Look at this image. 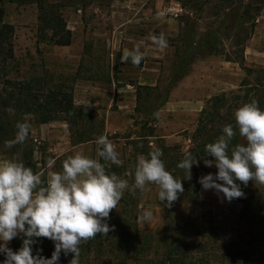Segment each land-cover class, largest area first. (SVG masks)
I'll list each match as a JSON object with an SVG mask.
<instances>
[{"label":"rangeland","instance_id":"rangeland-1","mask_svg":"<svg viewBox=\"0 0 264 264\" xmlns=\"http://www.w3.org/2000/svg\"><path fill=\"white\" fill-rule=\"evenodd\" d=\"M52 1L61 4L73 32L70 45L38 41V6L34 0H0L4 21L15 26L16 61L10 77L30 81L39 93L58 84L68 85L81 110L73 136L79 132L87 138L106 135L123 161L121 166L111 165L117 170L110 173L121 178L126 175L130 186L138 157H147L163 144L169 146V153L163 152L161 159L174 177L182 178L184 192L167 207L158 199L157 185H151L150 191L136 190L139 225L152 230L155 240L162 242L166 237L162 228L169 215L176 219V225L167 238L188 240L187 250L195 259H208L213 252L232 245L251 251L250 260L232 264L251 263L264 252V239H258L256 222L242 218L244 203L240 198L229 202L222 194L202 188L199 178L215 174V165L207 167L204 161L198 162L191 168V179H185V171L177 164L193 144L191 136L206 100L226 93L233 94L230 106L234 113L246 102L255 101L264 108V1L245 0L252 3L245 18L242 6L232 9L220 0ZM161 11L165 16L157 19ZM160 34L167 37L165 49L152 40ZM134 35L143 40L142 61L149 67L140 73L129 69L124 74L119 69V43L114 45L112 40L124 42ZM139 84L151 87L138 88ZM18 122L31 124L29 137L6 148L5 141L14 138ZM142 147L149 152L140 153ZM77 153L96 158V139L73 145L72 130L62 117L41 123L33 113L3 107L0 99L2 161L23 162L46 180L49 173L62 171L63 162ZM172 158L176 159L173 167L169 165ZM241 188L245 193L242 198L255 213L264 215V185L250 180ZM144 209L152 212L148 222L140 218ZM262 231L264 235V226ZM4 259L0 255V262ZM128 264H160V258L152 252L149 257L128 260Z\"/></svg>","mask_w":264,"mask_h":264},{"label":"clouds","instance_id":"clouds-1","mask_svg":"<svg viewBox=\"0 0 264 264\" xmlns=\"http://www.w3.org/2000/svg\"><path fill=\"white\" fill-rule=\"evenodd\" d=\"M164 16L162 11L157 13V19ZM152 40L160 49L168 47L164 34ZM143 59L139 47L123 56V61L135 66ZM154 115L158 118L159 113ZM234 117L245 142L233 146L236 130L232 124L223 126L218 139L205 146L206 157L213 158L205 159V166L215 165L218 171L199 178L204 190H214L229 202L245 196L241 184L246 186L252 180L264 185V109L252 101L237 108ZM31 127L29 122H18L14 138L5 141V147L24 143ZM96 144V158L83 153L69 156L62 171L49 173L46 180L23 162H0V255L5 256L0 264H60L61 253L73 254L70 264H80V245L98 233H109L107 218L126 190L144 192L157 185L158 199L167 207L184 192L182 178L177 179L166 169L159 149L138 157L130 186L128 180L106 170L123 164L115 145L106 135L97 137ZM197 163L198 158L190 152L184 154L177 164L186 173L183 178L191 179V168ZM140 218L150 221L151 210L144 209ZM18 236L23 238L22 247L13 251L8 244ZM41 237L54 242L50 258L40 254L42 249L34 254L33 246Z\"/></svg>","mask_w":264,"mask_h":264},{"label":"trees","instance_id":"trees-1","mask_svg":"<svg viewBox=\"0 0 264 264\" xmlns=\"http://www.w3.org/2000/svg\"><path fill=\"white\" fill-rule=\"evenodd\" d=\"M179 1L185 3V0ZM189 1L194 2L195 0ZM220 1L228 4L232 9H239L242 6L243 18H245V15L251 13L252 3H245V0ZM34 2L38 6V41L48 40L60 46L72 44L73 32L68 28L67 20L61 10V4L52 0H34ZM3 17L4 8L2 5L0 6V79L2 80L0 99L2 106L16 111L33 113L38 117V122L41 123L50 122L62 117L68 123L70 130H72L73 145L97 139V137L87 138L83 132L76 134V137L73 136L72 128L79 121L81 110L76 105L73 91L68 85L64 83L58 84L47 92L39 93L40 89L35 88L30 81L16 80L10 77V71L15 67L16 61L15 26L5 22ZM121 63L133 65L130 61H123ZM142 63L143 61H141L140 65ZM240 63L244 67L242 61ZM143 87L151 86L140 84L138 86V88ZM232 97L233 94L228 95L223 93L206 100L205 106L200 113L198 127L191 136L193 144L189 148V152L193 158H198V162H202L205 159H213L210 156L206 157L205 146L207 143L215 142L218 139L222 134L223 126L226 124H232L236 130V136L232 141V145L240 143L239 131L235 124L234 112H232L233 106H230V101L233 100ZM137 99L139 100V92ZM227 117L231 119H227ZM142 142L146 143L144 140ZM141 149V151L139 150L140 153L149 152L148 148L142 147ZM158 149L162 153H169L170 150L169 146L165 144L161 145ZM172 159L169 162L171 167H173V163L176 161L175 158ZM106 170L113 172L117 168H111L110 166ZM118 170L122 171L120 167H118ZM122 178L127 180L126 175ZM198 197L197 192L195 198L198 199ZM240 200L244 203L241 211L242 218L256 222L255 226H257L259 234L258 239H264V235H262L264 215L255 213V210L244 198H240ZM138 206V197L136 199V195L133 192L126 190L117 208L112 209L109 218H107V223L110 225L109 233L106 236H101L98 233L95 238L83 242L80 245V261L86 260L85 264H128V260L149 257L152 252L158 254L160 264H232L236 261L242 260L245 262L251 259L250 249L246 247H233L232 245H224L225 247L222 250L217 253H215L216 251L213 252V256L208 259H195L190 251L187 250L190 247L188 240H177L174 237L171 239L167 238V234L176 225L175 218H171L168 215L162 228L166 237L162 239V242L157 241L153 236L152 230L143 229L139 225ZM22 239L21 236H18L12 240L11 249L13 251L22 247ZM54 248V242L43 237L38 238L37 244L33 246L34 254L37 249H42L40 254L46 258L51 257ZM72 256L73 254L71 253L67 256L61 253L60 264L70 262ZM215 261H219V263H215ZM249 264H264V252Z\"/></svg>","mask_w":264,"mask_h":264},{"label":"crops","instance_id":"crops-1","mask_svg":"<svg viewBox=\"0 0 264 264\" xmlns=\"http://www.w3.org/2000/svg\"><path fill=\"white\" fill-rule=\"evenodd\" d=\"M119 40L117 39H114L112 40V43H114V45H116V43H119V50H120V61L123 62V56L126 52L130 51V50H133L135 49L136 47H139L141 48V42L143 40L140 39V37L138 36H131L129 37L126 41L122 42L121 40L118 42ZM144 47V46H143ZM112 57L114 58V53L112 52ZM115 59V58H114ZM119 69L122 70V73H126L129 69H134L133 71L136 72V73H140L142 70H146L148 69V65H147V61H144V63H142V65H139V66H135V65H130V64H120L119 65ZM149 69H152L151 67ZM7 161V160H6ZM0 162H5V161H2L1 159V155H0Z\"/></svg>","mask_w":264,"mask_h":264}]
</instances>
